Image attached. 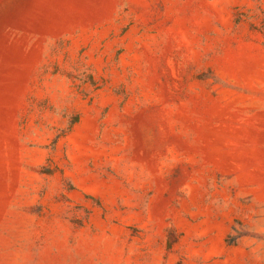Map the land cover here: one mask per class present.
Returning a JSON list of instances; mask_svg holds the SVG:
<instances>
[{"label":"rangeland","instance_id":"obj_1","mask_svg":"<svg viewBox=\"0 0 264 264\" xmlns=\"http://www.w3.org/2000/svg\"><path fill=\"white\" fill-rule=\"evenodd\" d=\"M0 264H264V0H0Z\"/></svg>","mask_w":264,"mask_h":264}]
</instances>
